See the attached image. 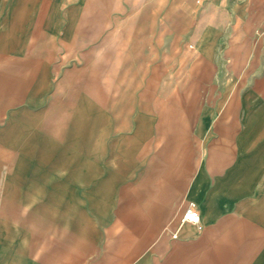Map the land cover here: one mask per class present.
<instances>
[{
    "label": "crops",
    "instance_id": "0c3cea01",
    "mask_svg": "<svg viewBox=\"0 0 264 264\" xmlns=\"http://www.w3.org/2000/svg\"><path fill=\"white\" fill-rule=\"evenodd\" d=\"M78 12L84 15L79 31L90 28L96 39L110 26L116 51L124 46L127 62H142L141 75L136 72L142 85L127 82L126 93L139 94L132 109L142 125L156 118L153 140L161 142L160 164L152 172L150 163L142 167L139 178L134 166L102 165L107 139L100 133L89 180L111 188L130 182L120 195V221L148 222L151 213L157 226L165 206L173 201L177 210L161 233H76L71 247L70 200L75 190L83 199L86 183L84 143L71 154L68 101L57 103L65 118L55 123L48 102L53 66L43 68L37 48L14 51L3 33L0 264H264V32L256 33L264 29V0H88ZM111 13L125 19L97 20ZM86 14L94 15L92 23ZM130 73L127 65V78ZM135 140L147 142L140 154L149 158L150 138ZM189 142L197 148L187 149ZM150 173L161 188L150 190ZM188 200L198 205L201 227L184 223L173 238L166 227L177 226ZM33 222L51 224L38 233L44 235L38 251L18 252V234L30 233Z\"/></svg>",
    "mask_w": 264,
    "mask_h": 264
},
{
    "label": "rangeland",
    "instance_id": "374dc122",
    "mask_svg": "<svg viewBox=\"0 0 264 264\" xmlns=\"http://www.w3.org/2000/svg\"><path fill=\"white\" fill-rule=\"evenodd\" d=\"M87 1L0 0V36L4 33L3 41L7 45H12L13 50L17 52L27 53V48L31 50L37 48L38 53L44 58L43 68L46 65L53 66V98L51 99L50 96L48 102L51 100L54 102L55 123L65 118V110H62L57 103L62 100L68 101L71 154L81 142L84 143L86 183L80 190L83 193V199H77L78 191L75 190L74 197L70 200L71 247L76 233H96V235L122 233L131 228L135 233H141L146 228L155 229V233H161L163 226L175 214L178 205L172 201L170 205L165 206L167 214L157 226L151 213L148 222L145 220L134 223L120 221V195L123 192L122 189L130 182L123 180L120 186L111 188L109 182L100 187L89 180L93 176L95 165V141L100 133L107 139L106 145L104 146L105 142L102 145V165H112L122 171H125L127 166H134L139 171L137 173L139 178L143 176L142 167H147L150 163V172H152L155 171L152 168L160 164L156 155L161 149V142L153 140L157 131L156 118L146 119L145 125H142L140 111L136 108L132 109V106L137 105L139 94L126 93L127 82L131 85H142L141 76L136 77V72L141 75L139 67L142 62H127L124 46L116 51V46L113 45L116 36L115 34L110 36L111 32H116L110 26L98 30L96 39L92 29L78 30V23L84 17L78 12V6ZM11 6L21 7L23 10L12 9ZM93 17L92 14H86V22L92 23ZM124 19V14L115 13L97 18L103 24L116 23ZM43 31L47 36H40ZM263 32L264 29H260L256 33ZM50 53L53 54L52 61H50ZM154 64V61H149V68L151 69ZM127 65L133 66L135 72L130 73L128 78L126 77ZM145 65L147 69V62ZM151 71L152 69L149 73H152ZM160 80L161 77H156L155 83L157 84ZM130 134L135 135L133 142L127 139ZM137 134H143V136H137ZM146 137L150 138L149 158L142 157L140 154L147 142L135 140ZM186 145L187 149L197 148L195 143L189 142ZM156 176L153 173L149 175L151 191L161 188V184L157 185L154 182ZM138 184L141 182H134L135 187ZM30 192L36 196V190ZM31 208L35 207L30 206L29 209ZM44 212L48 213V207L44 208ZM50 224V222H33L30 233L18 234V252L24 254L28 250L32 253L38 251V239L44 236L38 233H41L43 229L46 230Z\"/></svg>",
    "mask_w": 264,
    "mask_h": 264
},
{
    "label": "built area",
    "instance_id": "2783aa9c",
    "mask_svg": "<svg viewBox=\"0 0 264 264\" xmlns=\"http://www.w3.org/2000/svg\"><path fill=\"white\" fill-rule=\"evenodd\" d=\"M200 221L201 215L197 203L194 200H188L180 215L177 226L175 228H170L167 226L166 229L171 233L173 238H176L178 237L179 230L184 223H194L201 227Z\"/></svg>",
    "mask_w": 264,
    "mask_h": 264
}]
</instances>
